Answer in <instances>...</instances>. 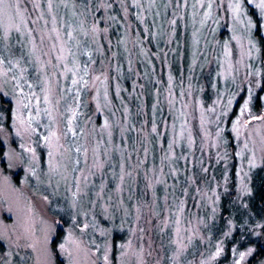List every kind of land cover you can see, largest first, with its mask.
<instances>
[{"label":"rangeland","instance_id":"1","mask_svg":"<svg viewBox=\"0 0 264 264\" xmlns=\"http://www.w3.org/2000/svg\"><path fill=\"white\" fill-rule=\"evenodd\" d=\"M0 141V264H264V0H0Z\"/></svg>","mask_w":264,"mask_h":264},{"label":"trees","instance_id":"2","mask_svg":"<svg viewBox=\"0 0 264 264\" xmlns=\"http://www.w3.org/2000/svg\"><path fill=\"white\" fill-rule=\"evenodd\" d=\"M250 10H252V7L250 8ZM225 134H228V131H226ZM257 192V200H258V207H259V210H257V215H261V216H264V189H263V184L260 183L259 184V187L257 188L256 190ZM225 212L224 210H222V213ZM255 246H256V250L255 252L251 255V257L248 259L247 263L248 264H251L252 261H256L258 259H260L261 255L263 254L262 252V249L260 248V244L259 243H255ZM229 251H230V243L228 242L225 246V255H224V258L227 257V255L229 254Z\"/></svg>","mask_w":264,"mask_h":264},{"label":"flooded vegetation","instance_id":"3","mask_svg":"<svg viewBox=\"0 0 264 264\" xmlns=\"http://www.w3.org/2000/svg\"><path fill=\"white\" fill-rule=\"evenodd\" d=\"M254 105H257V99L255 100ZM4 116H5V115H4ZM6 122H7V120L4 119V122H3L4 126H6ZM4 148H5L4 144L0 141V154H1L0 156H2V154H3V152H4ZM40 159H42V160L44 159V153H43V151L40 152ZM1 161L4 162V159L1 158ZM17 181H18V179H16V182H17ZM55 235H56V236H54V238H53L52 241H51V246H52L54 249H55V246H56L57 238L60 236V229H57ZM55 264H61V262H60L59 260H57V261L55 262Z\"/></svg>","mask_w":264,"mask_h":264}]
</instances>
